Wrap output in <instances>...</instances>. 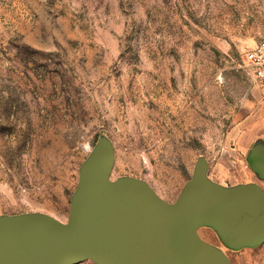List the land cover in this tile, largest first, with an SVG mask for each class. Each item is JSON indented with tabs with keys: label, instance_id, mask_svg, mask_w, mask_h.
<instances>
[{
	"label": "rangeland",
	"instance_id": "rangeland-1",
	"mask_svg": "<svg viewBox=\"0 0 264 264\" xmlns=\"http://www.w3.org/2000/svg\"><path fill=\"white\" fill-rule=\"evenodd\" d=\"M263 37L264 0H0V221L67 224L103 147L113 183L168 204L200 164L224 190L264 187L247 162L264 98L244 61ZM197 234L230 264H264V244Z\"/></svg>",
	"mask_w": 264,
	"mask_h": 264
},
{
	"label": "water",
	"instance_id": "water-1",
	"mask_svg": "<svg viewBox=\"0 0 264 264\" xmlns=\"http://www.w3.org/2000/svg\"><path fill=\"white\" fill-rule=\"evenodd\" d=\"M114 154L100 148L81 171L67 224L45 215L0 221V264H230L197 234L212 224L234 246L264 244V191L224 190L197 167L174 204L135 181L113 183ZM264 180V169L252 164Z\"/></svg>",
	"mask_w": 264,
	"mask_h": 264
},
{
	"label": "built area",
	"instance_id": "built-area-1",
	"mask_svg": "<svg viewBox=\"0 0 264 264\" xmlns=\"http://www.w3.org/2000/svg\"><path fill=\"white\" fill-rule=\"evenodd\" d=\"M244 61L252 69L264 98V37L252 50L245 54Z\"/></svg>",
	"mask_w": 264,
	"mask_h": 264
},
{
	"label": "crops",
	"instance_id": "crops-1",
	"mask_svg": "<svg viewBox=\"0 0 264 264\" xmlns=\"http://www.w3.org/2000/svg\"><path fill=\"white\" fill-rule=\"evenodd\" d=\"M247 162H248V164L252 170H253L252 164L259 165V166H261L260 169H264V141L263 140L256 142L252 146V148L249 151L248 156H247ZM254 173H255V171H254ZM258 179H260V178H258ZM262 182H264V180ZM252 185L259 187L260 189H262L264 191V187L261 184H259L258 182L252 183Z\"/></svg>",
	"mask_w": 264,
	"mask_h": 264
}]
</instances>
